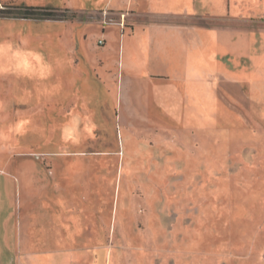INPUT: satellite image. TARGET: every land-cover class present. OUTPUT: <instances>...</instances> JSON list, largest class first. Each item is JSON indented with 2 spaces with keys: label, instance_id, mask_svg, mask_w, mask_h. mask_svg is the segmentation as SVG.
<instances>
[{
  "label": "rangeland",
  "instance_id": "1",
  "mask_svg": "<svg viewBox=\"0 0 264 264\" xmlns=\"http://www.w3.org/2000/svg\"><path fill=\"white\" fill-rule=\"evenodd\" d=\"M116 1L0 0V41L54 68L46 81L0 75V129L30 120L24 136L0 141V229L30 224L41 255L53 249L43 211L77 206L100 234L78 246L88 264H264V0H196L207 17L175 16L162 47L141 24L123 33L143 18ZM167 3L163 13L178 10ZM18 7L65 19L16 18ZM64 109L91 115L94 136L64 145ZM57 144L80 153L47 171ZM67 247L63 257L78 255ZM2 250L5 264H59Z\"/></svg>",
  "mask_w": 264,
  "mask_h": 264
},
{
  "label": "crops",
  "instance_id": "2",
  "mask_svg": "<svg viewBox=\"0 0 264 264\" xmlns=\"http://www.w3.org/2000/svg\"><path fill=\"white\" fill-rule=\"evenodd\" d=\"M116 0H108V4L109 5H118L119 2H115ZM144 0H127L125 2V6L126 8H129L130 12H134V14L138 15L140 14L141 17L143 18L141 23H137V24H131L129 27H127L125 29V26L123 25V27H121V31L123 33H128L130 35H132L135 31V27L138 24H141V26L144 28L142 30V33L144 36H146L147 38V44H157L160 45L161 47L164 45H167L169 43L172 42V39H170V37H168L167 35L164 34V30H169L170 27H172L173 29L175 28V16H182L183 18H193V17H207L206 15H204L203 13H200V11L203 9L201 7L202 3H199L200 5L198 6L196 3V0H170L171 2L175 3V7H178V10L175 11V13H163L164 12V8L167 6V2L169 0H150L151 2L148 3L146 2L148 5L154 7V13H148L146 10H141L140 7H143L142 3ZM149 1V0H148ZM155 1V2H154ZM159 3V4H158ZM198 6V7H197ZM197 7V8H196ZM132 10V11H131ZM129 13V12H128ZM133 14V13H132ZM127 15V13H126ZM169 16V17H168ZM165 17H168L169 20L173 19V22H171L170 24L167 22H164L163 19ZM119 21L114 22V23H108V22H104L105 25H117L119 26ZM120 27V26H119ZM104 29H102V33L105 32V26H103ZM184 28H188V29H192V27L190 26H185ZM128 30L129 32H125L124 30ZM172 29V30H173ZM161 30V31H159ZM171 31V30H170ZM170 31H168L170 33ZM175 31V30H174ZM158 39H160V41H157ZM165 39H169L170 41H164ZM101 40L102 44H99L98 41ZM97 47H93L94 48H98L101 47L100 49L102 50L105 45H106V39L104 38H97ZM123 52H122V58H123V53H124V47L125 45L123 44L122 46ZM100 49H97L98 51ZM100 64H103L102 62H100ZM101 84V83H100ZM65 88H67L68 84L65 82L64 84ZM101 95L104 97V99H107V93L105 92V86L104 84H101L100 87H98ZM62 92V91H61ZM66 92L67 89H65V96H66ZM51 95V93H49V96ZM53 96V95H52ZM101 96V99H102ZM52 98V97H51ZM50 98V99H51ZM67 99V98H66ZM60 101H63V97L61 95L60 97ZM102 101V100H101ZM106 101V100H105ZM104 107V106H103ZM66 109V107H65ZM64 109V110H65ZM69 110H65V117L62 119H67L68 114H69ZM114 115L115 117L117 116V113L114 111ZM65 121V120H64ZM57 151L58 149H61L62 146L58 147V144L56 145ZM69 151V150H68ZM55 153H46L44 154L49 156L50 159H44L42 165L45 166L46 168L49 167L47 169V171H52V168L54 165L57 164V162L59 163V159L63 156H59ZM71 153V152H70ZM80 152H73L70 155L76 154L78 155ZM51 178L52 180H55V175L53 173H51ZM57 180V179H56ZM59 186L61 187V184L59 183ZM56 194H58V191L56 192ZM60 197V196H59ZM89 212V211H88ZM87 212V213H88ZM44 213V217L43 219L46 220V238L44 239V245H50L53 247V249H48L46 250L49 254H44L45 252H43V254H37L33 249L32 246L35 245H40L41 241L38 238H34V236L31 239V235H32V231H33V227H31L30 224H28L25 228H24V234L22 233V228L17 226L14 223H11V234L7 233L5 234L2 229H0V238H2V240L5 241H0V256H3L4 254L1 253L4 252L2 250V248L7 251L8 253L13 252V255H20V256H25L26 258L21 260L20 258V262L22 261H27V262H31L32 263V259H31V255L35 254L38 255L40 257V260L42 259L44 262L49 261V262H56L59 264H79V262H81L82 264H88L89 259H94L93 255H89V254H78V246H82L80 244H82L83 241L88 240V237H92V236H96V233H94V223L92 221H90V218H84V209L82 207H77L74 206V208L72 207L71 209H68L66 207H51L49 209H45L43 211ZM93 214V213H92ZM98 219L95 222L96 224V230L98 231ZM38 225V223H36ZM85 225L88 226V231L89 233L85 235V233H83V230L85 228ZM84 226V228H83ZM36 231L38 232L39 237L40 236V231L38 229H36ZM22 237L25 239V241H22ZM99 239H100V234L98 231V235L97 238L92 237L91 239V244L93 245L95 243L99 244ZM95 242H94V241ZM21 245L28 246L30 245L31 248L25 249L23 250V253L20 252V248ZM61 245L64 246H68V251H70L71 253H76L78 255H76V257H74V255L72 254L70 257H63L61 254V250L58 249V247H60ZM56 253L55 252L56 250ZM49 256V258H44L41 256ZM4 259L1 257L0 258V264H5L4 263ZM67 262V263H66Z\"/></svg>",
  "mask_w": 264,
  "mask_h": 264
},
{
  "label": "clouds",
  "instance_id": "3",
  "mask_svg": "<svg viewBox=\"0 0 264 264\" xmlns=\"http://www.w3.org/2000/svg\"><path fill=\"white\" fill-rule=\"evenodd\" d=\"M59 61L56 62L59 66ZM54 72L53 64L48 62L43 53L17 46L12 41H0V75L10 74L25 79L48 80ZM30 126L27 118L19 119L9 125L7 130L0 129V141L10 140L13 136H24ZM61 138L64 145H79L83 137L94 136L96 125L91 115L72 111L61 126ZM57 155L67 156V148L58 149Z\"/></svg>",
  "mask_w": 264,
  "mask_h": 264
},
{
  "label": "trees",
  "instance_id": "4",
  "mask_svg": "<svg viewBox=\"0 0 264 264\" xmlns=\"http://www.w3.org/2000/svg\"><path fill=\"white\" fill-rule=\"evenodd\" d=\"M18 9L19 11H17L14 15V17L16 18L36 20L45 18L65 19L64 15H56L54 13L44 12V10H41L40 8L18 7Z\"/></svg>",
  "mask_w": 264,
  "mask_h": 264
},
{
  "label": "built area",
  "instance_id": "5",
  "mask_svg": "<svg viewBox=\"0 0 264 264\" xmlns=\"http://www.w3.org/2000/svg\"><path fill=\"white\" fill-rule=\"evenodd\" d=\"M123 16H124V15H122V17H123ZM121 26L123 27V24H121ZM98 43H99V44H102V41L99 40Z\"/></svg>",
  "mask_w": 264,
  "mask_h": 264
}]
</instances>
